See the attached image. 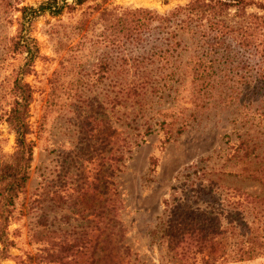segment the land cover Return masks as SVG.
<instances>
[{"label": "rangeland", "instance_id": "1", "mask_svg": "<svg viewBox=\"0 0 264 264\" xmlns=\"http://www.w3.org/2000/svg\"><path fill=\"white\" fill-rule=\"evenodd\" d=\"M45 1L0 0L1 154L15 147L5 119L25 57L11 48L20 9ZM189 1L65 0L58 15L43 13L29 22L27 36L38 51L22 77L32 91V160L6 228L11 246L0 264H181L178 252L185 243L174 238L177 219L203 217L208 229L220 230L230 214L251 220L256 208L264 221V121L259 127L246 122L237 106H222L214 92L206 109L195 110L187 84L163 85L164 72L145 60L134 68L140 58L130 46L123 51L102 44L90 55L88 40L102 31L96 5L166 15ZM244 1L246 14L264 17V0ZM233 13L225 19L233 21ZM101 56L109 60V77L83 83L79 97L63 99L42 119L53 72L75 62L89 72ZM72 74L58 84L63 87ZM127 85L135 90L126 91ZM240 140L249 142L256 158L235 155ZM216 239L228 254L233 240ZM44 249L59 260L43 259ZM214 264H264V257Z\"/></svg>", "mask_w": 264, "mask_h": 264}, {"label": "trees", "instance_id": "2", "mask_svg": "<svg viewBox=\"0 0 264 264\" xmlns=\"http://www.w3.org/2000/svg\"><path fill=\"white\" fill-rule=\"evenodd\" d=\"M72 1L81 5L85 0ZM65 5V0H47L35 8L20 9L19 30L11 48L25 57L12 82L13 99L5 119L14 134L15 147L10 154L0 153V262L7 258L11 246L6 228L14 201L28 180L32 160V142L27 139L32 91L22 77L30 72L38 51L35 42L27 36L28 24L43 13L58 15ZM246 5L244 0H190L166 15L139 8L107 10L96 5L92 10L98 14L102 31L97 39L88 40L90 55L102 44L123 51L130 46L140 58L135 61L134 68L145 60L150 65L157 64L164 72L163 85L166 82L187 84L190 104L195 110L207 107L208 94L214 92L219 104L237 106L246 122L259 127L264 121V17L246 14ZM230 9L234 10L233 21L225 19ZM84 21L77 24L78 31L84 27ZM121 58V62L126 63ZM72 65L53 72L48 81L42 119L52 107L63 103V99L79 97L83 83L97 84L109 77V60L103 56L95 59L89 72L84 71L85 64L81 62ZM71 70V81L60 86L59 79ZM134 90L133 85L126 86V91ZM234 153H240L242 158L257 157L246 140L238 142ZM191 168L196 174L197 168ZM252 178L260 182L258 177ZM260 216L256 208H253L251 220L240 214H230L220 230L208 229L203 217L195 221L185 217L177 219L174 238L185 243L178 252L180 259H184L181 264H195V260H187L197 256L196 264H214L226 259L248 262L264 257V221ZM218 236L233 240L228 254L216 239ZM42 251L45 252L43 259L48 262L59 260L58 255Z\"/></svg>", "mask_w": 264, "mask_h": 264}]
</instances>
